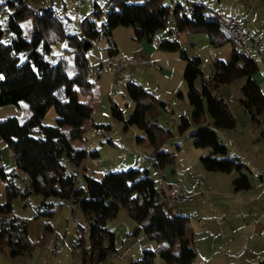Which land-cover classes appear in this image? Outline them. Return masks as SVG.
Masks as SVG:
<instances>
[{
    "label": "trees",
    "instance_id": "1",
    "mask_svg": "<svg viewBox=\"0 0 264 264\" xmlns=\"http://www.w3.org/2000/svg\"><path fill=\"white\" fill-rule=\"evenodd\" d=\"M32 1L40 0H5L0 3V21H4L6 30L11 32V38L5 40V29L0 23V74L3 76L0 79V107H20L24 102L31 110L30 117L24 122L14 116L0 121V138L12 149L15 158L12 171L7 172L0 166L6 192V201L0 203V248L7 247L11 257H18L44 243L52 231L50 224L41 240L32 243L28 220L17 215L8 217L17 198L27 200L37 194L41 203L36 217L55 214L57 206L49 201L50 198H56L60 203L73 200L87 216L89 246L81 225L75 242L83 264H101L115 250V233L108 227V221L121 209L138 223L134 234L143 229L149 238L160 244L159 254L167 264H193L197 250L190 217L168 202L148 169L111 171L101 180H91L84 188L77 187L76 170L69 171L65 164L69 162L76 169L89 156H97V151L89 152L73 145L74 141L86 142V128L94 113L91 103L79 99L80 93L91 95L94 87L88 75V51L104 34L111 43L109 53L114 56L118 50L112 42V33L119 26L132 27L136 40L153 42L156 32L167 27L170 5L164 0H110L102 29L99 30L95 20L87 17L79 34L66 30V22L52 5L34 7ZM208 11L210 9L202 3H195L192 9L179 3L175 8L179 32H206L215 47L232 44L230 60H213L214 71L203 79L201 90L195 85L198 77L203 76L201 58L190 57L176 40L163 39L160 48L180 50L186 61L184 79L189 87L190 104L194 107L193 122L200 125L192 136L197 147L212 149L201 157L203 165L209 171H239V177L234 180L235 189L249 190L252 185L248 174L242 172L244 164L237 158L226 156L227 147L219 140L212 125L229 129L236 126V118L228 103L215 91L241 77L248 78L242 87L241 104L253 120H258V116L264 113V93L253 78L259 67L235 47L228 32ZM27 21H31V27L25 33L23 23ZM60 41L67 42L66 51L73 55L72 65L68 60L55 64L44 58L45 54L51 53L53 44ZM127 88L135 102L133 112L124 118L118 106L113 105V114L124 120L126 127L136 126L145 132L144 136L138 135L136 141L154 149V166L164 167L172 163L174 154L162 149L172 132L154 120L165 103L136 82H129ZM51 107L56 109L57 124L46 126L43 120ZM207 112L213 123H207ZM189 126L190 122L184 119L182 130ZM22 181H26L24 187ZM106 239L109 244L105 243ZM156 255L153 250H142L133 264H155Z\"/></svg>",
    "mask_w": 264,
    "mask_h": 264
},
{
    "label": "rangeland",
    "instance_id": "2",
    "mask_svg": "<svg viewBox=\"0 0 264 264\" xmlns=\"http://www.w3.org/2000/svg\"><path fill=\"white\" fill-rule=\"evenodd\" d=\"M110 0H40L32 1L34 7L52 5L60 14L71 33H82V23L89 17L95 20L96 27L101 30L109 11ZM195 1L205 3L209 9H221L226 15L235 17L250 33L264 34V0H164L170 5V15L165 29L158 30L153 42L134 39L132 27L119 26L113 30L112 42L117 47L113 62L123 61L129 57L140 56L153 65L129 66L122 76H115L114 66L109 53L110 44L107 36L101 34L94 46L88 51V75L94 87L91 95L80 93L79 99L94 106L92 121L86 128V147L89 152L97 151V156H89L84 160L89 167L90 180L86 178L83 168H74L66 162L69 171H75L77 187H86L91 180H101L111 171H121L130 168L148 169L156 187L171 200L175 192L182 191L191 198L187 203L174 204L190 214V224L194 234V245L197 257L193 264H259L264 261V113L253 120L241 104L242 87L247 77L236 79L230 84L221 85L215 94L223 97L236 118L234 128H219L212 125L218 138L227 147V157L237 158L244 164L242 172L248 174L252 188L237 191L234 180L240 172L230 173L209 171L201 161V157L211 152V147H197L193 132L200 125L193 122L194 107L190 104L189 87L184 79L186 61L181 57V51H167L160 48V43L167 38L178 41L182 50L190 57L199 56L202 60L203 76L196 80V87L202 89L203 79L212 75L213 60L219 58L229 61L230 43L215 47L206 32L181 33L177 29L175 8L179 3L193 6ZM184 6V5H183ZM186 6V7H187ZM41 7V6H40ZM185 7V6H184ZM188 9V8H187ZM99 12V14H96ZM5 29L4 39L11 38V32L6 30L4 21H0ZM31 27V21L24 23V32ZM67 42H57L52 46L50 54L44 58L52 63L68 60L73 64V55L66 51ZM258 60V59H257ZM258 72L253 78L260 84L264 93V63L258 61ZM0 74V79L2 78ZM136 82L144 89L165 103L159 108V114L154 119L165 130H170L171 136L162 149L174 154L172 163L164 167L153 165L154 149L137 143L138 135L145 132L136 126L126 127L125 121L113 114V105H117L124 118L130 116L135 108V102L128 93L129 82ZM24 103L21 107L5 105L0 107V121L7 117L22 119L26 114ZM208 124L213 118L207 112ZM57 112L51 107L44 117L43 124L54 126ZM184 119L190 122L189 128L182 130ZM76 146L81 141L73 142ZM1 162L6 171L15 166L12 149L0 138ZM27 181V180H26ZM22 181L21 185H25ZM168 182L174 191L169 189ZM6 201L5 181L0 176V203ZM56 207L53 216H39L38 209L41 197L32 194L27 200L17 198L13 202L12 215L23 217L29 221L46 219L43 231L39 234L35 225H31L29 238L32 243L41 240L48 224L52 231L46 236L43 244L36 245L23 256L11 257L7 247L0 248V264H83L82 255L75 249L78 238V227L84 228L87 246L90 243L89 222L81 207L73 200L60 203L56 198H50ZM181 204V205H179ZM186 204V205H185ZM198 211L199 216H194ZM38 218V219H37ZM138 223L132 219L125 209L108 221V227L115 233V250L101 264H133L139 259L142 250H153L157 253L155 264H167L159 254L160 244L149 238L141 229L134 234ZM35 238V240H34ZM106 244L109 240L106 239Z\"/></svg>",
    "mask_w": 264,
    "mask_h": 264
},
{
    "label": "built area",
    "instance_id": "3",
    "mask_svg": "<svg viewBox=\"0 0 264 264\" xmlns=\"http://www.w3.org/2000/svg\"><path fill=\"white\" fill-rule=\"evenodd\" d=\"M208 14L215 18L219 24L222 26L224 30L228 32L231 37L232 42L235 47L245 55L246 58L254 60L258 63V61H262L264 63V34H252L249 31L245 30L240 22L229 15L224 14L222 11H208ZM115 76L120 77L123 74V71L128 66L134 65H153L154 62L150 61L144 57L135 56L126 58L123 61H118L116 63L113 62ZM258 59V60H257ZM191 200L190 197L183 194L182 191L175 192L174 198L169 200V203H187Z\"/></svg>",
    "mask_w": 264,
    "mask_h": 264
},
{
    "label": "crops",
    "instance_id": "4",
    "mask_svg": "<svg viewBox=\"0 0 264 264\" xmlns=\"http://www.w3.org/2000/svg\"><path fill=\"white\" fill-rule=\"evenodd\" d=\"M5 0H0V3L1 2H4ZM175 1V0H174ZM195 2H199L200 3V1H195ZM202 4H204L205 5V3H203V2H201ZM182 4V3H181ZM53 5V4H52ZM184 6H185V8L187 9H192V6H187V5H185V4H183ZM41 7H43V6H46L45 5V3H44V5H40ZM39 6V7H40ZM187 6V7H186ZM210 10H213V9H210ZM217 10H219V11H222L221 9H219V8H217L216 10H213V11H217ZM232 17V16H231ZM235 18V17H234ZM24 23H26V22H24ZM24 23H23V27H24ZM245 29V28H244ZM246 30V29H245ZM247 31H250V29H248L247 28ZM181 33H186V31H183V32H181ZM252 34H257V33H252ZM165 39H167V38H165ZM231 44V43H230ZM226 51V53L227 54H229V56H230V58H231V55H232V44H231V47L229 48V50H225ZM24 104V102H22L21 103V105H20V107L21 108H23L22 107V105ZM26 114H25V117L24 118H22V119H19L21 122H24V121H26L29 117H30V115H31V110H30V107L28 106V104H27V106H26ZM73 145L75 146V147H77V148H86L87 149V147H86V144L85 143H81V145H80V147L79 146H76L74 143H73ZM88 150V149H87ZM81 168H83V171L84 172H86L85 174H86V178H88L89 180H90V178H91V174H89V170L90 169H88L89 167L87 166V164L86 163H83L81 166H80ZM4 168V167H3ZM15 168V166L14 167H12L10 170H7V172H10V171H12L13 169ZM5 169V168H4ZM6 170V169H5ZM165 185H169V189L170 190H172V191H174V189H173V187H171V184L170 183H168V182H166L165 183ZM22 187H24V185H21ZM238 191V190H237ZM241 191V190H240ZM179 205H181V204H179ZM186 205V204H185ZM182 206V205H181ZM182 211H183V213H185L186 215H188L189 217H190V214L189 213H186V211H184V209L182 208ZM194 216H196V217H198L199 216V212L198 211H195L194 213ZM11 216H13L12 214L11 215H9L8 217H11ZM38 219V218H37ZM44 220H46V219H39V220H31V221H29V227H28V229L30 230V227H31V225H35V228H36V230H38V233L40 234L42 231H43V226H44V223L45 222H47V221H45L44 222ZM262 234H264V227L263 228H261L260 229V235H262ZM34 240H35V238H34Z\"/></svg>",
    "mask_w": 264,
    "mask_h": 264
}]
</instances>
